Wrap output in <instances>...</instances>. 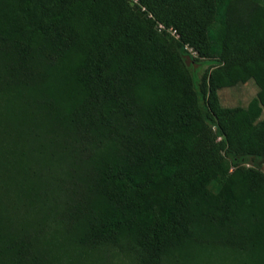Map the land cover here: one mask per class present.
I'll return each instance as SVG.
<instances>
[{
  "label": "trees",
  "instance_id": "1",
  "mask_svg": "<svg viewBox=\"0 0 264 264\" xmlns=\"http://www.w3.org/2000/svg\"><path fill=\"white\" fill-rule=\"evenodd\" d=\"M137 2L0 0V264H264V0Z\"/></svg>",
  "mask_w": 264,
  "mask_h": 264
},
{
  "label": "rangeland",
  "instance_id": "2",
  "mask_svg": "<svg viewBox=\"0 0 264 264\" xmlns=\"http://www.w3.org/2000/svg\"><path fill=\"white\" fill-rule=\"evenodd\" d=\"M216 24L212 25L209 29V35L212 36L216 29ZM188 53L194 61L190 60L188 68L193 76L195 89L198 90L200 82L205 71L210 67L213 60H196L195 53L188 49ZM196 60V61H195ZM257 88L252 81H248L243 84L236 85L235 87L225 88L219 91V98L223 106L235 107V106H247L249 102L255 98ZM255 160L248 158L246 161V167L255 166ZM260 169L264 172V164L260 165Z\"/></svg>",
  "mask_w": 264,
  "mask_h": 264
},
{
  "label": "built area",
  "instance_id": "3",
  "mask_svg": "<svg viewBox=\"0 0 264 264\" xmlns=\"http://www.w3.org/2000/svg\"><path fill=\"white\" fill-rule=\"evenodd\" d=\"M132 2H133V4H138L137 0H132ZM142 10H143V8H142ZM158 29L162 30V29H164V27L161 24H159ZM167 32L173 36H175V34H176L175 31H173L171 29H168Z\"/></svg>",
  "mask_w": 264,
  "mask_h": 264
}]
</instances>
